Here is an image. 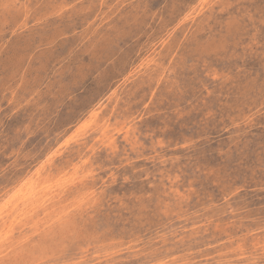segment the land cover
Masks as SVG:
<instances>
[{
  "label": "rangeland",
  "instance_id": "obj_1",
  "mask_svg": "<svg viewBox=\"0 0 264 264\" xmlns=\"http://www.w3.org/2000/svg\"><path fill=\"white\" fill-rule=\"evenodd\" d=\"M0 264H264V0H0Z\"/></svg>",
  "mask_w": 264,
  "mask_h": 264
},
{
  "label": "bare ground",
  "instance_id": "obj_2",
  "mask_svg": "<svg viewBox=\"0 0 264 264\" xmlns=\"http://www.w3.org/2000/svg\"><path fill=\"white\" fill-rule=\"evenodd\" d=\"M32 173H34V172H32ZM35 173H36V172H35ZM57 178H58V176H57ZM29 181H30V180H29ZM28 190H29V189H28ZM41 190H42V189H41ZM41 190H40V191H41ZM44 190H45V189H44ZM17 193H18V192H17ZM13 194H14V193H13ZM13 194H12V195H13ZM25 197H26V196H25ZM54 198H55V197H54ZM54 198H53V199H54ZM40 203H41V202H40ZM1 206H2V205H1ZM1 209H2V208H1ZM32 211H33V210H32Z\"/></svg>",
  "mask_w": 264,
  "mask_h": 264
}]
</instances>
